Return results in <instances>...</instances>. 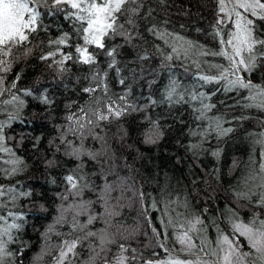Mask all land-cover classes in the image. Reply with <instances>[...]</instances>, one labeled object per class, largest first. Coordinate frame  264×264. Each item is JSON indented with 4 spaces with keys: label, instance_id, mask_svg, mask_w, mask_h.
Segmentation results:
<instances>
[{
    "label": "trees",
    "instance_id": "1",
    "mask_svg": "<svg viewBox=\"0 0 264 264\" xmlns=\"http://www.w3.org/2000/svg\"><path fill=\"white\" fill-rule=\"evenodd\" d=\"M33 6L40 12L37 30L29 34L23 46L13 47L11 56L2 57L10 70L0 71L8 89L0 95L3 146L11 149L10 153L0 152V185L17 194L30 193L17 195L14 202L4 198L7 208L0 209V215L14 212L18 217L15 222L21 224L12 232L14 240L8 243V250L13 255L6 264H52L64 239L102 230L114 242L101 252L98 238L90 237L77 247L70 264H93V256L94 264H114L115 257L121 255V244L128 249L123 253L129 257L128 264L214 259L198 249L183 251L176 239L195 217L199 216L204 224L203 231L193 238L198 244L207 239V249L216 247L218 229L233 235L229 222L233 214L244 223L255 217L264 220V206L258 202L264 194V172L260 169L264 145L256 142L264 138V109L245 106L256 103L248 99L247 90L218 91L222 85L199 80L197 73L217 74L208 64L227 67L225 58L208 55L165 61L161 51L167 55L170 48L147 31L156 25L205 50L218 52L222 48L220 37L227 39L235 30L228 21L217 25L222 15L218 0H143L140 15L134 18L136 32L125 24L136 38L128 43L119 36L105 40L108 48L119 46L116 68H108L110 58L105 50L91 46L89 51L96 54V64L77 62L74 45L81 40L74 22L66 18L65 12L52 11L43 3ZM249 18L255 19L256 36L264 39V20ZM217 28L219 35L215 34ZM65 33L70 37L68 46L61 47L72 51L74 58L61 71L51 60L40 57L54 47L51 40ZM194 59L199 60L201 69L192 63ZM260 64L246 79L264 86V61ZM97 73L99 77L94 79ZM173 79L180 82L178 92L184 94L183 101L175 102L178 96L172 102L166 99ZM13 82L15 88H11ZM85 88L96 91L85 92ZM193 90L205 93L208 99L204 102L215 105L206 113L207 120L196 119L199 113L195 109L201 105L190 100L188 93ZM13 95L23 103H3ZM121 96L125 100L121 101ZM44 97L49 103L43 102ZM112 102L127 107V113L97 122L93 113H106V105ZM81 109L88 113L87 118ZM70 116L73 120L68 119ZM217 117L223 127L233 131L218 137L208 127ZM77 118L86 125L83 135L68 131L78 129L74 122ZM87 119L93 124L88 125ZM153 121L158 122L162 135L154 137L156 143H147L146 134ZM193 144L200 147L193 149ZM72 148L93 153L95 159L83 152L74 156ZM217 151L219 156H214L212 153ZM15 159L23 163L9 175L4 170L11 169L10 162ZM69 174L83 177L81 184L88 185L80 197L68 194L64 178ZM79 200L90 203L77 215L73 209H80L69 205H78ZM61 204L66 209L58 211ZM89 215L97 219L83 232L71 228L74 216L78 223L86 224ZM238 243L242 251H252L245 237L239 236Z\"/></svg>",
    "mask_w": 264,
    "mask_h": 264
},
{
    "label": "snow or ice",
    "instance_id": "2",
    "mask_svg": "<svg viewBox=\"0 0 264 264\" xmlns=\"http://www.w3.org/2000/svg\"><path fill=\"white\" fill-rule=\"evenodd\" d=\"M164 3L165 0H160ZM43 3L45 6L50 7L52 11L65 12L66 18L74 22V30L80 36L81 42L74 45L75 59L77 62L95 65L97 62L96 54L89 51V47L97 49H103L106 52L107 57L110 58L108 68H116L119 46L106 47L105 40H111L117 36L124 39L126 43L136 38L133 32H136V25L134 18L140 15V9L143 7V0H0V71L7 73L10 70L8 61L2 57H9L12 54L13 47L23 46L29 40V34L37 30L38 18L40 12L38 7L33 5H39ZM218 10L222 15L217 19V25H223L226 21L231 22L235 26V30L230 32L228 38L220 37V44L222 48L218 52H211L205 50L203 46L195 44L190 40L184 39L174 33H170L166 28H158L156 25H152L147 29L152 35L158 37L170 48V52L167 55H163L162 51L157 46L158 51H161L162 58L165 61H172L174 58L180 60L181 58L190 59L192 57H205L208 55L220 56L226 59L227 67L222 64H208L210 69H216V75H200L197 73L199 80L205 84H220L222 88L218 91L231 92L233 90H247L249 93L248 99L256 102L255 104L245 105L247 107L256 106L264 109V86L253 83L250 77L251 73L261 66L260 62L264 61V39H260L255 34V19L258 18L264 20V0H218ZM242 10V11H241ZM147 15H151L149 11ZM121 17L124 18V22H121ZM166 23V22H165ZM125 24L129 28L133 29V32H129L125 28ZM78 25V26H77ZM183 27V26H181ZM216 35H219V28L216 29ZM138 35V32L136 33ZM69 35L65 33L56 40H51L49 43L54 47L47 52V54L40 57L41 60H51L61 71L66 70L65 64L68 61L73 60L74 54L72 51H65L61 46H68ZM59 57V59H57ZM146 57H142L144 59ZM192 63L199 70L201 64L198 59L192 60ZM118 71V69H117ZM106 75V74H105ZM99 77V73L93 78ZM18 79V77H17ZM124 83L123 80L120 81ZM5 80L0 76V95H3L8 89L4 87ZM101 85L98 84V87ZM16 84L13 82L11 88H15ZM181 87L178 80H171L166 91V99L169 102L173 101L174 96H178L179 99L175 102L184 100V94L178 92ZM104 91H107V86L103 85ZM85 92H95V88H85ZM191 101H199L200 108L195 109V112L199 113L196 116L197 120H207L206 113L210 111L215 105L205 103L204 101L208 97L203 92H196L195 90L188 93ZM121 101L125 100L124 96L119 97ZM23 102L19 100L18 96L13 95L11 100L3 101L4 104H12ZM44 103H49L48 98H43ZM155 103V102H153ZM127 107H120L115 102L106 105V113L97 111L93 113L96 121H105L110 118H119L127 113ZM84 118H87L88 113L81 109ZM14 117H9L13 119ZM69 120H73V117H68ZM79 125L78 129H69L68 131L79 132L83 135V130L86 127L82 119L77 118L74 121ZM87 124L92 125L93 120L87 119ZM153 127L146 134L147 143H156L154 137L162 135L159 131V124L156 121L152 122ZM209 129L214 131L217 136H226L233 131L232 128H225L222 126L220 118H216L209 123ZM4 124L0 123V152H11V149L4 147L3 143L5 137L3 135ZM192 135H196L195 132ZM264 136V134H262ZM261 145H264V138L256 141ZM71 144V142H69ZM195 149L200 147L197 144L190 145ZM81 149L72 148V155H79ZM214 156H219V152H213ZM93 159L95 154L88 153ZM13 167L11 169H5L9 175L15 174L19 170V165L23 162L19 159L12 160L10 162ZM51 163V161L49 162ZM261 172H264V163L260 165ZM68 185V194L73 197H80L84 188L88 185L81 184L83 177H77L76 175L69 174L65 178ZM17 195H30V193H15L14 189L6 188L0 185V209H6L7 203L4 198H7L8 202H14ZM245 195L246 194H239ZM67 199V196L63 197ZM259 204L264 206V194L259 197ZM87 203L80 205H69V208H79L81 212L87 210ZM207 211V209H205ZM110 214V213H109ZM9 219L12 220L9 223ZM18 219L16 214L12 211H6V214L0 215V264H6V261L12 257L13 253L8 250V243L14 240L12 235L13 230L21 228V224L16 223ZM64 217H61L63 220ZM97 219L96 216L89 215L87 217L86 224H80L73 217V223L71 228L73 230H83L93 224ZM60 222V221H58ZM233 235L230 237L223 232H219L216 247L214 249H207L206 245L209 243L207 239H201L199 244L194 240V236H198L203 231V220L199 216L195 217L193 221L189 222L187 230H183L178 236L177 241L182 246L183 251L192 252L197 250L203 253L205 256L213 257L212 264H264V220L259 217L253 218L249 223H244L236 217L235 214L229 217ZM201 227L198 228L197 226ZM52 231V228H49ZM238 234V235H237ZM72 233H69L71 236ZM242 236L247 239L248 245L252 251L244 252L241 250V246L238 243V237ZM90 237L98 238L100 244V251H105V245L112 243L106 231L99 233L93 231H87L83 237L77 236L72 239H65L61 242L55 257V264H70V259L77 255L76 249L85 240ZM162 246V245H161ZM121 255L115 257L114 264H128L129 257L123 255L128 249L123 244L119 245ZM94 251V250H93ZM134 251V250H133ZM99 255V253H96ZM94 264L95 256L90 258ZM135 260L133 256L131 258ZM105 264H108L105 261ZM146 264H153V261H147ZM156 264H200L199 258L196 261L186 260L181 261L178 259H172L167 262L159 261ZM204 264H208V261H204Z\"/></svg>",
    "mask_w": 264,
    "mask_h": 264
},
{
    "label": "rangeland",
    "instance_id": "3",
    "mask_svg": "<svg viewBox=\"0 0 264 264\" xmlns=\"http://www.w3.org/2000/svg\"><path fill=\"white\" fill-rule=\"evenodd\" d=\"M234 29H235V26H234ZM81 152H83V153H86L87 155H88V152H86V150H82ZM80 204H82L81 202H80V200L78 201V205H80ZM62 208L64 209L65 208V206H62V204L60 205V209H58V211H62ZM66 209V208H65ZM79 209V208H78ZM74 211H76V213L78 212L77 210H75V209H73ZM60 217V216H59ZM58 217V218H59ZM58 218L56 219L57 221H58ZM232 236V235H231ZM230 236V237H231ZM65 240V239H64ZM56 255H57V252H56V254H55V257H56ZM198 259V257H196V258H192V259H184L183 261H186V260H193V261H196ZM199 260H200V264H204V261L206 260V261H208V264H212V261H213V259H211V258H209V257H202V258H199ZM35 263V261H31V263ZM32 263V264H33ZM52 264H55V258H54V260H53V262H52Z\"/></svg>",
    "mask_w": 264,
    "mask_h": 264
}]
</instances>
